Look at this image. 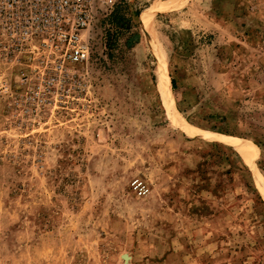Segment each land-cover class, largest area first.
<instances>
[{"label": "rangeland", "instance_id": "rangeland-1", "mask_svg": "<svg viewBox=\"0 0 264 264\" xmlns=\"http://www.w3.org/2000/svg\"><path fill=\"white\" fill-rule=\"evenodd\" d=\"M90 36L58 109L0 95V264H264V0H116Z\"/></svg>", "mask_w": 264, "mask_h": 264}, {"label": "built area", "instance_id": "built-area-1", "mask_svg": "<svg viewBox=\"0 0 264 264\" xmlns=\"http://www.w3.org/2000/svg\"><path fill=\"white\" fill-rule=\"evenodd\" d=\"M116 0H0V95L14 111L37 116L61 107L76 93L89 63L90 30L97 15ZM10 81L21 82L13 88ZM137 196L149 192L135 177Z\"/></svg>", "mask_w": 264, "mask_h": 264}, {"label": "bare ground", "instance_id": "bare-ground-1", "mask_svg": "<svg viewBox=\"0 0 264 264\" xmlns=\"http://www.w3.org/2000/svg\"><path fill=\"white\" fill-rule=\"evenodd\" d=\"M156 6L157 5H151L149 7L144 8L143 10H141L140 16L144 20V22H145L144 24L147 25L149 23L151 17L154 14V11H155L154 8ZM158 89L161 91V93L163 95V98H164L165 94H166V90H165V79H164L163 73L160 74V77H159V80H158ZM163 98H162V100H163ZM175 113L179 115V113L177 111H175ZM200 132H201V134L208 135L205 132H202V131H200ZM208 136L210 138H221L225 142L231 144L241 154V156L244 157L245 160H247V162H249L252 165V161H253V158L256 155V152L245 141L241 140L240 138L233 137V136H222V135H220V136L208 135ZM259 180H260L259 181L260 186L264 187L263 181L261 179H259Z\"/></svg>", "mask_w": 264, "mask_h": 264}, {"label": "trees", "instance_id": "trees-1", "mask_svg": "<svg viewBox=\"0 0 264 264\" xmlns=\"http://www.w3.org/2000/svg\"><path fill=\"white\" fill-rule=\"evenodd\" d=\"M171 85H172V88H174V82H173V80H171Z\"/></svg>", "mask_w": 264, "mask_h": 264}]
</instances>
